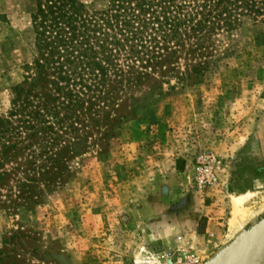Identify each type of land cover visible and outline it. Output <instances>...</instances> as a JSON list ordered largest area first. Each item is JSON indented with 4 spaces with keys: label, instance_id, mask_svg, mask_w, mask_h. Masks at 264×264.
Here are the masks:
<instances>
[{
    "label": "rangeland",
    "instance_id": "rangeland-1",
    "mask_svg": "<svg viewBox=\"0 0 264 264\" xmlns=\"http://www.w3.org/2000/svg\"><path fill=\"white\" fill-rule=\"evenodd\" d=\"M35 11L36 0H0V117L36 55ZM220 52L190 79L197 62L181 55L88 127H66L65 156L28 143L0 154L2 264L230 258L264 220V26L235 32Z\"/></svg>",
    "mask_w": 264,
    "mask_h": 264
},
{
    "label": "trees",
    "instance_id": "trees-1",
    "mask_svg": "<svg viewBox=\"0 0 264 264\" xmlns=\"http://www.w3.org/2000/svg\"><path fill=\"white\" fill-rule=\"evenodd\" d=\"M248 25L264 26V0H107L101 9L36 0V55L0 117V154L28 143L46 157L65 156L66 127H88L119 93L181 55L197 62L184 78L200 75Z\"/></svg>",
    "mask_w": 264,
    "mask_h": 264
},
{
    "label": "water",
    "instance_id": "water-1",
    "mask_svg": "<svg viewBox=\"0 0 264 264\" xmlns=\"http://www.w3.org/2000/svg\"><path fill=\"white\" fill-rule=\"evenodd\" d=\"M231 264H264V220L250 232Z\"/></svg>",
    "mask_w": 264,
    "mask_h": 264
},
{
    "label": "crops",
    "instance_id": "crops-1",
    "mask_svg": "<svg viewBox=\"0 0 264 264\" xmlns=\"http://www.w3.org/2000/svg\"><path fill=\"white\" fill-rule=\"evenodd\" d=\"M238 225H239V222L237 223ZM221 225V224H220ZM243 225V224H242ZM242 225L240 226H238V227H242ZM222 226V225H221ZM222 232V235H220L221 237H220V239H219V242L221 243L222 242V240L224 239L225 240V238H227L226 236L228 235H224L225 234V232L224 231H221ZM221 232H220V234H221ZM238 233H240V231L238 232ZM245 240L243 239V238H237L236 239V244L234 245V246H232L233 248L229 251V253L227 254V255H230V258H227L225 261H224V263H222V264H231L232 262H233V260H234V258L236 257V254L238 253V250H239V248H240V246L243 244V242H244ZM226 255V254H225ZM224 255V256H225ZM223 256V257H224Z\"/></svg>",
    "mask_w": 264,
    "mask_h": 264
},
{
    "label": "built area",
    "instance_id": "built-area-1",
    "mask_svg": "<svg viewBox=\"0 0 264 264\" xmlns=\"http://www.w3.org/2000/svg\"><path fill=\"white\" fill-rule=\"evenodd\" d=\"M172 261L168 259L167 264H200V261L196 257L191 256H179L178 258H172Z\"/></svg>",
    "mask_w": 264,
    "mask_h": 264
},
{
    "label": "bare ground",
    "instance_id": "bare-ground-1",
    "mask_svg": "<svg viewBox=\"0 0 264 264\" xmlns=\"http://www.w3.org/2000/svg\"><path fill=\"white\" fill-rule=\"evenodd\" d=\"M248 197V195H241L239 197H236L234 198V208L236 210V213L234 214V218L232 219V222L233 223H238L239 222V225L241 226L243 223V221H239L238 220V214L237 212L239 211V207L244 203L245 199ZM238 210V211H237ZM259 212V211H258ZM255 214V213H254ZM242 218V217H241ZM238 220V221H237ZM243 220V219H242ZM233 225V224H232ZM247 234V233H246Z\"/></svg>",
    "mask_w": 264,
    "mask_h": 264
}]
</instances>
